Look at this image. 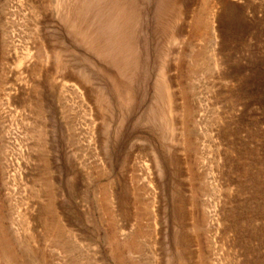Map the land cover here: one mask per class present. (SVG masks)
Returning a JSON list of instances; mask_svg holds the SVG:
<instances>
[{
    "label": "rangeland",
    "instance_id": "rangeland-1",
    "mask_svg": "<svg viewBox=\"0 0 264 264\" xmlns=\"http://www.w3.org/2000/svg\"><path fill=\"white\" fill-rule=\"evenodd\" d=\"M0 264H264V0H0Z\"/></svg>",
    "mask_w": 264,
    "mask_h": 264
}]
</instances>
